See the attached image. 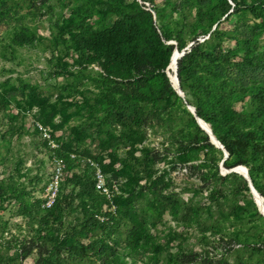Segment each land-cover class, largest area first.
<instances>
[{"label":"rangeland","instance_id":"obj_1","mask_svg":"<svg viewBox=\"0 0 264 264\" xmlns=\"http://www.w3.org/2000/svg\"><path fill=\"white\" fill-rule=\"evenodd\" d=\"M100 1L106 0H77L87 5L94 25L102 16L96 6ZM120 1L148 11L157 31L163 28L179 36L182 49L193 36L207 38L216 25L225 31L222 47L230 49L232 25L248 35L253 22L247 11L225 19L209 12L217 0H205V5L198 0ZM75 5L73 0H0V97L8 103L0 106V264H182L191 259L190 264H264L263 215L261 223L248 202L235 218L219 214L223 208L231 211L240 196L212 202L219 210L202 205L187 221L159 204L166 193L185 202L203 200L210 187L203 177L229 189L240 185L242 176L234 172L236 176L223 177L236 167L224 168L223 152L194 149V124L203 129L187 114L192 116L194 109L189 89L178 86L177 93L168 79L171 64L163 72L180 100L170 97L167 103L146 104L151 126H139L137 135L129 125L96 130L104 106L95 102L99 67L85 49L66 40L62 30ZM110 19L105 16V21ZM253 38L263 46L264 28L258 27ZM165 43L178 51L174 36ZM159 80H146L141 91L154 92ZM28 88L35 96L31 106L23 108ZM229 101L248 112V96ZM197 135L201 141L202 134ZM62 145L73 151L67 168L54 155ZM88 181L93 183L91 194L84 191ZM52 190L56 206L43 216L41 204ZM34 203L41 210L36 212ZM23 205L30 207V215L21 212ZM90 205L95 219L113 217L114 223L82 230ZM129 207L141 217L146 241L145 248L135 252L123 242L127 225L122 213ZM25 246L32 247L28 254H23Z\"/></svg>","mask_w":264,"mask_h":264},{"label":"trees","instance_id":"obj_2","mask_svg":"<svg viewBox=\"0 0 264 264\" xmlns=\"http://www.w3.org/2000/svg\"><path fill=\"white\" fill-rule=\"evenodd\" d=\"M73 1L77 8L71 11L72 14L62 30L66 40L72 41L76 48L85 49L87 56L94 59L99 67L100 90L95 102L104 106L101 115L96 118V130L100 131L102 126L129 125L134 130L132 132L137 135L138 131L135 129L139 126L149 127L152 123L151 113L144 112L146 104L167 103L170 97L179 99L163 72L170 62L169 56L174 48L173 44L165 41L174 36L178 51H181L184 45L181 44L179 36L170 35L167 29L161 28L158 32L151 14L134 6L135 4L127 6L120 0L98 2L97 10L102 16L94 25L89 21L90 11H86L87 5H78L77 0ZM198 1L202 5L206 3L205 0ZM229 2L233 6L226 0H217L209 6V12L217 13L219 17L225 19L232 13L247 11L253 18L252 24L246 29L248 35L239 29V26L232 25L234 43L230 49L222 47L221 37L225 31L217 28V25L208 32L207 38L201 41L193 36L190 39L191 45L176 59V79L180 89L183 86L189 89L194 100L192 105L194 115L209 125L211 133L226 152L227 156L222 161L224 168L244 166L252 187L264 199V45L259 46L253 38L258 27L264 28V0ZM79 10L82 14H78ZM106 15L111 18L109 21H105ZM257 17L261 18L259 23L254 21ZM157 77L160 80L155 91L144 94L141 91L144 82ZM105 80L110 82L105 83ZM34 96L32 89L28 88L24 100L21 101L22 107H30ZM246 96L249 106L247 113L243 111V107L236 108L229 101L230 98L240 101ZM7 105L8 103L0 97V106ZM187 114L194 119L195 116ZM194 125L191 142L195 150L222 152L209 141L205 132ZM198 133L202 134L201 141L198 139ZM98 141L103 140L99 138ZM178 144L180 145L181 141ZM72 152L70 148L62 145L54 155L62 160V166L64 164L67 168L73 160L68 157ZM227 160H230L228 164L225 163ZM212 166L215 168L216 165L212 163ZM230 176H236V173L229 172L223 177ZM203 178L210 182V187L204 199L198 200L200 202L196 200L185 202L174 194L166 193L161 195L159 204L171 215L178 214L180 221H187L202 205L213 206L219 210L218 205H211L212 202L215 203L217 199L226 195L240 196L235 205H230L233 208L231 211L223 208L219 210V214L235 218L237 213L246 210L249 203L253 209L252 213L263 223L262 215L254 205L247 182L242 176H239L240 185L226 188L227 190L215 179L212 180L209 176ZM225 178L219 179L223 181ZM86 186L89 187L84 190ZM85 187L82 190L86 194L93 192L91 181H88ZM52 205L42 209L43 216L53 211L56 204ZM34 206L37 207L36 212L41 210L38 203H34ZM90 210L85 212L87 217L82 230L91 231L96 227L102 228L107 222L111 225L114 223L113 217L105 222L98 221L94 217L91 205ZM21 212L30 215V207L23 205ZM122 216L126 218L127 225L123 237L124 245L130 252L144 249L146 241L141 234L143 229L141 217L131 211L130 207L125 209ZM42 222L47 224L44 220ZM259 236L261 233L255 237ZM25 248L23 254H28L32 249L31 246ZM70 248L76 250V247ZM94 249L95 252L99 251L95 246ZM193 260L191 259L192 263ZM191 261L182 264H190Z\"/></svg>","mask_w":264,"mask_h":264},{"label":"water","instance_id":"obj_3","mask_svg":"<svg viewBox=\"0 0 264 264\" xmlns=\"http://www.w3.org/2000/svg\"><path fill=\"white\" fill-rule=\"evenodd\" d=\"M190 45H191V43L188 44L187 47L183 48V49L179 52V56H178V57H180V56L183 54V50H185L186 48H188ZM172 54H173V52L170 54V57L172 56ZM170 57H169V59H170ZM175 57L178 58L177 55H175ZM167 67H168V64H167ZM173 78H174V80H175V87H176L177 93H179V90L177 89V87H178V83H177V79H176V60H175V62H174ZM168 79H169V78H168ZM169 81L172 83V81H171L170 79H169ZM172 84H173V83H172ZM173 86H174V84H173ZM190 112L194 115V109H193V108L190 109ZM195 121H196V123L198 124V126L201 127V126H200V122H203V121H202L201 119H199L198 117H196V116H195ZM204 123H205V122H204ZM205 124H206V126H207V130H203V131L208 135V137H209V141H210L215 147H218V148H220V149L222 150V152H223V156H224L223 159H224V158L227 156L226 152L224 151V149L222 148V146L220 145V143L215 139V137H214L213 134L211 133L209 125H208L207 123H205ZM239 166H240V165H239ZM239 166H236V167L230 169L229 172H230V171H233V172H240V174L242 175V177H243V178L246 180V182H247V186H248V188H249V191H250L252 197L254 198V200H255V202H256V204H257V208H258L259 213H260L261 215H263V217H264V206L262 205V198H261V196L255 191V189L252 187V185H251V183H250V181H249V178H248V174H247V170H246V168H245L244 166H242L243 169H244L243 172H242V171H239V170L237 169V167H239ZM257 198H258V199H257ZM258 200H259V202H258ZM258 203H259L260 205H259Z\"/></svg>","mask_w":264,"mask_h":264},{"label":"bare ground","instance_id":"obj_4","mask_svg":"<svg viewBox=\"0 0 264 264\" xmlns=\"http://www.w3.org/2000/svg\"><path fill=\"white\" fill-rule=\"evenodd\" d=\"M175 55H177V57L179 56V52L178 51H173V54H172V56H171V59H170V62H169V64H168V69H170V64H171V68L173 69L174 68V62H175V60H176V57H175ZM170 72H168V77H169V79L171 80V81H173L172 83L174 84V86H175V80H174V78H173V74H171V76H172V78L170 77V74H169ZM200 126L204 129V130H207V126H206V124L204 123V122H200ZM237 169L239 170V171H242L243 172V167L240 165L239 167H237ZM258 199V198H257ZM258 202H259V200H258ZM259 204V203H258ZM260 205V204H259Z\"/></svg>","mask_w":264,"mask_h":264},{"label":"built area","instance_id":"obj_5","mask_svg":"<svg viewBox=\"0 0 264 264\" xmlns=\"http://www.w3.org/2000/svg\"><path fill=\"white\" fill-rule=\"evenodd\" d=\"M54 195H55V192L54 190H52L46 197V199L43 201V203L41 204V207H44V208H48L49 206L52 205L53 203V200H54Z\"/></svg>","mask_w":264,"mask_h":264}]
</instances>
